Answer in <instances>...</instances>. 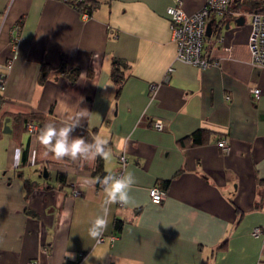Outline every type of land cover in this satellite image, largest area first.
<instances>
[{"label":"crops","instance_id":"1","mask_svg":"<svg viewBox=\"0 0 264 264\" xmlns=\"http://www.w3.org/2000/svg\"><path fill=\"white\" fill-rule=\"evenodd\" d=\"M175 1L101 0L88 16L62 0H0V264H264V67L245 50L264 0H231L229 14L209 19L203 52L220 64L208 69L176 59L167 13ZM181 1L189 16L207 2ZM117 59L127 63L119 94ZM84 110L78 128L110 142L104 171L119 174L125 152L124 172L136 177L129 203L109 207L99 244L88 229L105 197L101 185L80 182L96 178L88 161H54L40 144L36 152V137L14 118L71 122ZM198 130L206 141L182 147ZM225 137L228 152L217 146ZM168 179L167 196L153 202L150 189Z\"/></svg>","mask_w":264,"mask_h":264},{"label":"built area","instance_id":"2","mask_svg":"<svg viewBox=\"0 0 264 264\" xmlns=\"http://www.w3.org/2000/svg\"><path fill=\"white\" fill-rule=\"evenodd\" d=\"M62 1L69 3L71 0ZM230 5L231 0H207L205 5L198 12L190 16L183 11L181 0H176L175 4L168 8L167 13L170 17L173 38L178 46L176 58L178 61L192 64L202 69H208L220 64V61L205 56L203 52L204 43L207 38V24L209 19L213 16L223 17L229 14ZM15 29L17 34L12 39L13 54L5 66L7 70L12 68L16 58V51L18 49L19 26ZM226 49L231 53V57L234 56L232 53L234 50L233 47ZM245 50L247 51V61H249L253 66L264 67V12H255L252 15L251 33ZM0 68H2V66H0ZM172 71L173 68L170 67L167 74ZM6 79L7 74L0 73V90H5ZM251 92L255 97H260L261 90L259 88H252ZM227 99L230 100V97H227ZM154 127L155 129L162 131L164 129V124L161 121H157L154 123ZM26 128L32 137H37L39 128L36 123L28 122L26 124ZM229 143L230 139L225 137L217 142V146L224 152H228L230 149ZM117 158L122 167L119 174L124 173L128 162L125 152L118 154ZM149 193L152 201L155 203H161L167 196L166 190L159 186L152 187ZM262 233V229L256 228L252 232V235L254 237H259ZM114 239L115 238L113 237L112 240L114 241ZM103 240L104 239L101 241ZM81 257H83V254H81Z\"/></svg>","mask_w":264,"mask_h":264},{"label":"clouds","instance_id":"3","mask_svg":"<svg viewBox=\"0 0 264 264\" xmlns=\"http://www.w3.org/2000/svg\"><path fill=\"white\" fill-rule=\"evenodd\" d=\"M87 110L78 114L71 122L46 123L36 137L37 142L45 149L43 155L51 154L55 160L65 158L72 161L91 160L97 158L109 161L113 157L110 142L107 139L96 136L92 142L85 140L83 136H74L73 132L81 126L83 118H87ZM126 141L121 140V147ZM80 182L84 184H100L104 199L102 215L95 217L90 222L89 236L98 244L103 238L108 227L109 207L113 204L125 206L129 203V191L136 183V177L132 172L117 174H106L102 178L81 177Z\"/></svg>","mask_w":264,"mask_h":264},{"label":"trees","instance_id":"4","mask_svg":"<svg viewBox=\"0 0 264 264\" xmlns=\"http://www.w3.org/2000/svg\"><path fill=\"white\" fill-rule=\"evenodd\" d=\"M68 4H70L72 7H75L76 10H78L79 12L86 14L88 16H91L93 14V11H95L100 6L101 0H79V1L71 0ZM258 4H259L258 6L263 5L262 2H258ZM256 12H264V9L261 8L260 10ZM126 66H127V63L123 59L115 60V63L113 65L111 77L117 86L118 94L121 92V89L123 88L124 82L126 80V77L124 75V68H126ZM78 76H79L78 70H73V73L71 74L70 77L72 81H76L78 79ZM14 118L20 120L25 125V128L28 122L36 123L38 125L39 131L46 123H49V122H46V119L44 116L33 114L31 112L21 113L20 115H16ZM52 123H57V125L59 126L61 121L54 120ZM39 131H38V134H39ZM205 133H206L205 130H198L195 133H193L190 137H188L191 139L190 142H187L186 138H184L180 141V144L182 147L200 145L206 141V138L204 136ZM73 135L83 136L85 140H87L88 142H92L93 138L96 137V132L88 131L83 128H77L73 132ZM39 147L40 145L37 142L36 152L38 151ZM27 154H28V149L26 147L23 149V159H26ZM88 163L91 166L93 176L102 178L104 175L109 174L108 172L104 171V160L97 158L95 161L88 160ZM58 178H59V181H65V174L60 173ZM170 182H171V179H168L159 185L162 186L161 187L162 189L166 190ZM115 225H116V228H115L116 231H121L123 228L124 222L121 220H117L115 222ZM221 248H224V245Z\"/></svg>","mask_w":264,"mask_h":264},{"label":"water","instance_id":"5","mask_svg":"<svg viewBox=\"0 0 264 264\" xmlns=\"http://www.w3.org/2000/svg\"><path fill=\"white\" fill-rule=\"evenodd\" d=\"M236 23L239 26H242L245 24V18L242 16L239 19H237ZM213 34V20L209 21L207 24V37H211V35ZM9 122V119L7 120V123ZM5 132H11V130L9 129L8 125L5 126ZM111 264H116L114 262H112Z\"/></svg>","mask_w":264,"mask_h":264},{"label":"rangeland","instance_id":"6","mask_svg":"<svg viewBox=\"0 0 264 264\" xmlns=\"http://www.w3.org/2000/svg\"><path fill=\"white\" fill-rule=\"evenodd\" d=\"M251 20H252V19H250V23H251ZM52 177L54 178V174H53V176H52Z\"/></svg>","mask_w":264,"mask_h":264}]
</instances>
